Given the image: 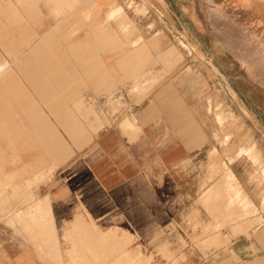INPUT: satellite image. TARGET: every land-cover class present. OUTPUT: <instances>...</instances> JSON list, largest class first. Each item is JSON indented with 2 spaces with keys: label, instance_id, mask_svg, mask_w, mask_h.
I'll list each match as a JSON object with an SVG mask.
<instances>
[{
  "label": "crops",
  "instance_id": "crops-1",
  "mask_svg": "<svg viewBox=\"0 0 264 264\" xmlns=\"http://www.w3.org/2000/svg\"><path fill=\"white\" fill-rule=\"evenodd\" d=\"M119 3L70 0L57 13L51 12L53 4L41 2L31 5L25 18L28 24L22 29L7 30L9 37L26 39L22 49L7 51L30 54L29 64L21 68L36 79L34 90L51 95L57 88L49 85H54L71 95L46 96L44 100H50L46 113L18 102V97L10 102L0 98L4 101L0 160L20 157V148L29 149L40 163L45 156L56 162L68 158L63 159L66 153L59 149L62 137L46 125L41 127L38 116L53 115L61 117L63 124L69 122L68 112L57 101L80 100L81 92L86 100L100 102L108 118L86 148L83 169L97 182L104 206L107 199L118 197L119 212L129 217L122 229L140 242L136 239L134 247L120 252L110 251V246L95 252L94 227L80 216L81 209L86 208L93 219L105 218L107 213L96 216L94 189L87 187L82 194L88 200L66 221L73 240L71 252L56 258L60 264H264V219L255 224L258 217L253 210L227 205L229 196L208 204L218 195L206 186L210 134L199 84H192L188 68L176 62L163 42L145 35V44L139 42L141 22L114 15ZM0 77V94H12L7 62L0 64ZM118 101L125 107L112 113L111 103ZM11 174L6 172L5 177ZM38 201L36 208L46 203ZM148 241L152 251L144 255L138 246ZM39 261L31 253L22 257V264Z\"/></svg>",
  "mask_w": 264,
  "mask_h": 264
},
{
  "label": "rangeland",
  "instance_id": "rangeland-1",
  "mask_svg": "<svg viewBox=\"0 0 264 264\" xmlns=\"http://www.w3.org/2000/svg\"><path fill=\"white\" fill-rule=\"evenodd\" d=\"M69 1L0 0V64L7 62L12 77L11 85L5 83L14 88L12 94L2 93L0 98L7 97L6 101L10 102L12 97H18V102H28L37 111L46 113L50 103L44 100L46 96L71 95L54 85H49L53 90L57 88L51 95L37 93L32 84L36 79L21 68L29 64L30 54L7 51L22 49L26 39L6 35L7 30L22 29L28 24L25 18L31 5L53 4L51 12L58 13V9L67 8L64 3ZM115 7L114 15L135 17L141 22V44L146 42L144 35L152 41L163 42L176 62L188 68L192 84H199L210 134L206 186L218 195L209 199L208 204L220 203L224 195L229 196L227 205L253 210L258 217L255 224L262 222L264 0H120ZM41 63L46 64L44 60ZM51 64L56 65V62ZM67 89L71 92L70 87ZM79 96L80 100L57 101L69 114L66 117L69 122L65 124L61 117L38 116L43 123L41 127L48 126L62 137L64 143L59 149L66 153L63 159L67 155L68 158L56 162L45 156L40 163L31 157L29 149L20 148V157L0 160V264H22L23 255L30 253L40 258L38 264H60L57 259L62 253L71 252L73 240L66 221L88 200L82 194L87 187L94 189L96 216L107 213L105 218L93 219L86 208L81 209L84 214L80 216L87 217L94 227L95 252L102 253L106 246H110L112 252H120L134 247L136 239L140 242V238L122 229L129 217L119 212L118 197L107 199L104 206L98 196L97 182L83 169L86 148L108 118L104 117L100 102L86 100L81 92ZM2 102L0 100V105ZM115 103H111L112 113L125 107L123 102ZM77 170L79 173L75 174ZM5 171L12 174L5 177ZM39 199L46 203L36 208ZM147 200L149 202V198ZM150 232L146 230V238H150ZM138 248L144 255L152 251L149 241ZM96 264L102 262L96 261Z\"/></svg>",
  "mask_w": 264,
  "mask_h": 264
},
{
  "label": "bare ground",
  "instance_id": "bare-ground-1",
  "mask_svg": "<svg viewBox=\"0 0 264 264\" xmlns=\"http://www.w3.org/2000/svg\"><path fill=\"white\" fill-rule=\"evenodd\" d=\"M242 3V2H241ZM264 33V32H263ZM264 35V34H263ZM224 125V124H223ZM237 199V198H236ZM243 205V204H242Z\"/></svg>",
  "mask_w": 264,
  "mask_h": 264
}]
</instances>
